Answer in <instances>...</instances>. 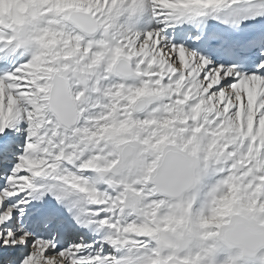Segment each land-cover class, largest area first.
<instances>
[{
  "label": "snow or ice",
  "instance_id": "1",
  "mask_svg": "<svg viewBox=\"0 0 264 264\" xmlns=\"http://www.w3.org/2000/svg\"><path fill=\"white\" fill-rule=\"evenodd\" d=\"M0 264H264V0H0Z\"/></svg>",
  "mask_w": 264,
  "mask_h": 264
},
{
  "label": "clouds",
  "instance_id": "2",
  "mask_svg": "<svg viewBox=\"0 0 264 264\" xmlns=\"http://www.w3.org/2000/svg\"><path fill=\"white\" fill-rule=\"evenodd\" d=\"M226 231H230V230H226Z\"/></svg>",
  "mask_w": 264,
  "mask_h": 264
}]
</instances>
